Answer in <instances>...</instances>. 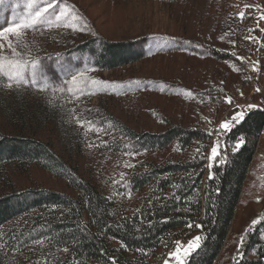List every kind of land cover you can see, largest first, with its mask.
<instances>
[{
	"label": "rangeland",
	"instance_id": "rangeland-1",
	"mask_svg": "<svg viewBox=\"0 0 264 264\" xmlns=\"http://www.w3.org/2000/svg\"><path fill=\"white\" fill-rule=\"evenodd\" d=\"M58 3L69 13V20L72 15L79 18L75 22L78 30L53 27L27 33L33 45L29 58L38 57L43 62L57 90L8 89L0 83V133L46 145L126 214L139 213L142 205L166 195L153 191L158 181L192 179L200 173L163 174L133 189V177L150 173L154 167L202 161L204 175L199 185H206L211 168L228 164L241 148L235 145L245 142V137L232 144L226 141L242 120L233 122L227 132L219 129L221 122L238 112L245 118L251 111H264V20L258 22L264 13V0ZM24 5L25 0L0 2V25L7 27ZM245 5L252 7L245 9ZM241 11L246 12L243 21L237 17ZM248 36L254 40L245 39ZM115 44L123 53L122 62L113 61L105 52ZM63 66H70L73 73L83 72L89 81L86 91L93 94L69 102V94L58 90L66 88L64 80L70 78L61 70ZM93 80L102 83L93 85ZM186 91L193 95H184ZM226 98H231V104ZM77 117L85 127L78 126ZM87 122H91V131ZM175 128L199 131L200 138L184 147L176 138L156 150L141 142ZM214 145H218L219 154L210 161ZM37 161L39 164L24 157L8 158L0 151V194L30 189L73 194L56 167L42 158ZM189 220L185 230L179 229V240L172 245L163 241L155 255L149 257L148 253L143 263L164 264L180 241L187 245L199 236L201 244L202 225ZM253 220L260 222L253 225ZM16 223L11 220L0 227V239L3 231ZM254 232L264 241V128L255 138L254 156L214 264L239 262L247 235ZM254 257L253 252L247 256ZM171 264H176L174 258Z\"/></svg>",
	"mask_w": 264,
	"mask_h": 264
},
{
	"label": "trees",
	"instance_id": "trees-1",
	"mask_svg": "<svg viewBox=\"0 0 264 264\" xmlns=\"http://www.w3.org/2000/svg\"><path fill=\"white\" fill-rule=\"evenodd\" d=\"M115 46V47H114ZM118 45H110L113 61L122 62ZM124 61V60H123ZM264 128V111H251L228 133L226 141L245 142L228 164L213 166L206 185H199L203 163L165 164L150 173L136 175L133 189L142 188L157 176L196 173L192 179L161 180L153 191L162 199L142 205L139 213L126 214L122 207L109 201L90 181L84 180L39 141L9 137L0 133L2 155L24 157L39 164L45 159L56 167L67 181L72 195L50 190H22L0 194V227L17 221L3 231L0 239V264H144L155 255L163 241L179 240V229L201 223L203 239L200 247L185 264H214L239 200L241 186L254 156V141ZM179 138L182 147L200 138L199 131L175 128L161 137H146L152 150L161 149ZM152 167V166H150ZM199 192V193H197ZM152 196V195H150ZM188 213V216H186ZM258 232L247 235L242 259L235 264H264V241ZM121 244V248H117ZM168 245V244H167ZM253 252L254 258H247ZM131 253V254H129ZM140 254V255H139ZM143 261H136L138 258ZM140 262V263H139Z\"/></svg>",
	"mask_w": 264,
	"mask_h": 264
},
{
	"label": "snow or ice",
	"instance_id": "snow-or-ice-1",
	"mask_svg": "<svg viewBox=\"0 0 264 264\" xmlns=\"http://www.w3.org/2000/svg\"><path fill=\"white\" fill-rule=\"evenodd\" d=\"M0 2H3V0H0ZM248 7L252 6L245 5V9ZM58 8V0H25L24 10L18 13L7 27L0 25V83H4L6 88L12 89L23 86L25 88H35L37 91H47L49 88L54 91L57 90L56 86L52 84L50 74L43 62L38 57L29 58L33 45L27 40V33L51 30L53 27H63L73 31L78 30L75 22L79 18L72 15L69 20V13L64 8H59V11H57ZM245 15L246 12L241 11L237 14V17L243 21ZM260 20H264V13H261L258 17V22ZM245 39L254 40V37L248 36ZM20 48L27 49V54L19 51L18 49ZM237 59L243 60L242 57H237ZM61 70L68 73L70 78L64 80V84L67 87H61L58 90L61 92L66 91L69 94V102L79 100L83 95L93 94L86 91L89 87V81L85 78L83 72L73 73L70 66H63ZM253 70H256L255 66ZM101 83L96 80L91 81L93 85H100ZM161 90H163L162 86ZM184 95L191 96L193 94L190 91H186ZM226 102L231 104V98H226ZM248 107L252 108L253 105H248ZM243 118V112L235 113L231 119L221 122L219 129L224 132L230 131L233 122L238 123ZM76 119L78 126L81 128L85 127V124L79 121V117ZM87 123L89 125L88 130L91 131V122ZM242 144L243 141L241 140L235 145V148L239 149ZM218 154V145L212 146L210 161H214ZM126 166L131 167L132 165ZM211 166L210 163L209 167ZM209 178H211V175ZM259 222L253 220L252 224L256 225ZM197 227L200 226L197 225ZM200 240L201 238L197 236L183 246L180 242H177L175 250L169 253V259H165L164 264H171L172 258L175 259L176 264H185V258L200 247Z\"/></svg>",
	"mask_w": 264,
	"mask_h": 264
},
{
	"label": "built area",
	"instance_id": "built-area-1",
	"mask_svg": "<svg viewBox=\"0 0 264 264\" xmlns=\"http://www.w3.org/2000/svg\"><path fill=\"white\" fill-rule=\"evenodd\" d=\"M180 243H181L182 246L185 245V243H183V242H181V241H180Z\"/></svg>",
	"mask_w": 264,
	"mask_h": 264
}]
</instances>
